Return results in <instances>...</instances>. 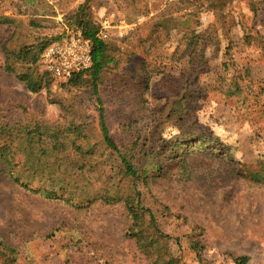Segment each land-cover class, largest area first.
<instances>
[{"label": "rangeland", "instance_id": "obj_1", "mask_svg": "<svg viewBox=\"0 0 264 264\" xmlns=\"http://www.w3.org/2000/svg\"><path fill=\"white\" fill-rule=\"evenodd\" d=\"M88 3L105 13L98 23L109 19L115 59L98 94L90 73L58 82L33 63L38 49L77 28ZM23 48L34 50L24 57ZM33 71L44 79L39 93L18 79ZM101 113L120 147L138 140L154 163L138 189L169 237L165 251L181 264H264V187L237 177L264 168V0H0V123L84 124L95 144ZM95 152L108 169L117 165L101 145ZM9 159L22 169L21 155ZM7 171L0 242L16 252L0 254V264L149 263L127 238L122 204L87 207L94 187L68 204L41 172L32 181L34 173H20L58 197L47 198ZM129 182L122 193H132Z\"/></svg>", "mask_w": 264, "mask_h": 264}, {"label": "trees", "instance_id": "obj_2", "mask_svg": "<svg viewBox=\"0 0 264 264\" xmlns=\"http://www.w3.org/2000/svg\"><path fill=\"white\" fill-rule=\"evenodd\" d=\"M220 1L221 4L228 2V0ZM224 6L221 5V7ZM76 18L77 28L71 33L80 30L84 38L91 41L93 45L92 66L86 71L74 74L69 81L76 80L73 78L75 76L81 77L84 73H90L94 92L98 94L101 74L115 63V59L111 56L110 45L107 41L99 38L102 25L98 23L90 3L80 6ZM67 35L57 37L38 49L34 53L33 63L36 64L40 61V55L47 47L65 39ZM32 50L34 48H23L19 55L29 57ZM8 71L13 72V69L9 67ZM18 79L24 82L32 93H39L44 87V79L34 71L22 73L18 75ZM94 135L97 139L95 144L89 140V135L85 133L84 124H61L39 120L35 123L12 127L0 123V172H8L7 169L10 168L8 177L12 182L34 194H40L47 198H58L54 192H44L45 194H43L35 191L28 184L23 183L19 177L20 173L31 172L34 174L28 181H32L41 172L52 180L62 194L68 196L66 203L72 205L84 196L88 200V189L94 187L98 196H94L87 207L100 202L103 205L122 204L131 223L127 238L136 245L137 251L149 261L148 264H181L180 259L165 251L167 247L162 240L169 237L160 230L156 216L151 209L144 205L141 198L142 192L138 189V184L142 175L148 176L147 168L151 161L149 156L143 153L139 141L136 140L131 146L120 147L111 136L103 113L100 114L99 135L95 132ZM100 145L106 153L109 152L116 156V166L108 169L105 163L98 160L99 157L97 159L98 155H96L95 149H98ZM12 153L24 158L22 169L18 165L13 166L9 159ZM151 164L154 163L151 162ZM237 177L251 185L264 187V168L258 171H242L237 173ZM96 180V185H93ZM125 181H130L132 193H122L125 190H122L121 185ZM0 248L1 255H6L7 252H16V249L5 246L1 242ZM249 260L248 257L236 258L235 263L248 264Z\"/></svg>", "mask_w": 264, "mask_h": 264}, {"label": "built area", "instance_id": "obj_3", "mask_svg": "<svg viewBox=\"0 0 264 264\" xmlns=\"http://www.w3.org/2000/svg\"><path fill=\"white\" fill-rule=\"evenodd\" d=\"M101 25L102 31L99 38L106 41L109 19H104ZM92 50L91 41L86 40L82 32L78 30L47 47L41 55L40 64L56 81L64 82L74 74L91 68Z\"/></svg>", "mask_w": 264, "mask_h": 264}, {"label": "crops", "instance_id": "obj_4", "mask_svg": "<svg viewBox=\"0 0 264 264\" xmlns=\"http://www.w3.org/2000/svg\"><path fill=\"white\" fill-rule=\"evenodd\" d=\"M100 13H103V11L100 10ZM104 14L103 15L102 14L101 15L99 14L98 16L96 15L97 21L103 20Z\"/></svg>", "mask_w": 264, "mask_h": 264}]
</instances>
